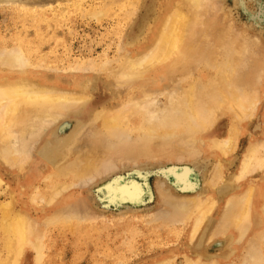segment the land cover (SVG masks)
Returning <instances> with one entry per match:
<instances>
[{"label": "bare ground", "instance_id": "1", "mask_svg": "<svg viewBox=\"0 0 264 264\" xmlns=\"http://www.w3.org/2000/svg\"><path fill=\"white\" fill-rule=\"evenodd\" d=\"M106 1L109 4L100 5L102 9H92L97 13L96 16L109 13L108 7L113 5L130 8L132 6L137 10L146 0ZM222 1L151 0L149 6L146 4L147 20L139 32L133 33L134 38L131 42L128 41L121 57H118L122 59L117 63L119 66L109 67V63L99 65L94 63L95 60L86 64L89 70H96L99 66L106 69L111 89L121 92L135 87L137 90L128 98L121 96L117 106H105L101 110L92 107V95L89 91L91 79L76 80L77 73H72L76 71V67H71L68 73L73 77L72 84H65L59 78L48 81L34 70V61L39 50L29 37L17 33L13 37L17 44L16 49L9 50L4 45L0 52V164L12 166L17 173L23 175L18 186L20 195L32 190L33 202L38 195H44L48 205H62L58 206L51 216L42 219L43 224H48L47 228H43L30 216L25 204L17 208L18 199L13 190L11 199L2 202L0 207V245L5 252L3 255L0 250V264H23L29 252L32 253V264H45V247L49 241L50 227L60 225L71 230L78 227V221L82 218V206L80 201H77L73 205L63 207L65 192L69 186L75 184L66 183L64 178L75 180L96 173L103 147L101 142L97 141V144L92 146L93 153H88L82 149L80 142L74 146L70 135L73 136L79 130L77 125L72 128L70 135L60 132L56 124L71 110L82 113L84 117L89 115L92 128L104 130L112 135L126 128L123 127L124 114L128 116L124 110L126 104L140 101L142 97H150L164 88H173L179 81L185 95H178L170 100L169 109L164 113L160 126H151L155 129L147 128L146 121L139 120L140 113L136 109L128 112L135 118V126L131 127V131L138 134L141 132L143 136L123 152L139 158L154 157L160 153L170 156L176 147L168 146L171 148L169 149L163 147L162 141L152 139L153 131L156 133L159 128H164L160 132L161 135L177 134V141L180 142L176 143L177 146L184 144L179 141L180 138L189 143V149L182 145L185 148L179 150V146L176 155L183 153L185 149L191 151L202 134L204 151L208 156L224 158L233 152L239 136L244 131V120L255 114V109L264 96L260 85L264 82V46H256L251 64L246 56L252 52H249L250 47L248 48L247 44L250 42L244 43L246 50L243 45L242 50L226 47L229 45L224 42H227L225 40L234 27L232 20L228 18L230 15L219 6ZM73 3L78 6L79 1ZM21 6L19 14L23 19L36 11L31 5ZM93 11H90L91 14ZM134 17V11L128 13L130 22L134 21ZM149 19L153 20L152 23L148 22ZM36 24L46 25L44 19ZM37 34L42 39L40 30ZM241 34L244 32L241 31ZM229 37L232 39L231 35ZM242 37L241 42H246ZM233 40L235 42L237 39L233 37ZM224 45L229 49L225 52L224 59L219 60L224 54ZM43 58L44 56L41 57L42 61ZM115 59L117 61V58ZM83 66L78 68H84ZM245 67H248L247 73L243 71ZM195 69L200 70V75L193 78ZM150 114L154 116V112ZM224 114L232 116V125L227 129L226 137L219 140L213 128L214 123ZM50 126L54 128L45 134ZM42 139L43 142L37 147ZM69 146L73 148L72 155L75 157L70 161L66 159L61 162ZM259 147H264V138H252L241 158L239 170L229 181L223 180L224 165L217 159L219 163L216 164V173L209 180V186L219 187L218 195L205 197L207 199H192L195 197L190 196L191 200L185 199L186 203H181H188V206L182 207L181 214L186 218V221L183 220L191 225V245H188L183 264H225L222 256L224 253L229 255L227 261L232 264L234 255L244 248L248 256H242L239 264H264V175L257 182L249 179V182H244L257 168L264 166V157L259 156ZM35 149L39 155L38 159L32 152ZM76 164L78 165L75 166ZM36 179L43 180L45 187H34ZM218 179L222 180L215 185ZM180 182L183 187L189 186L184 177H180ZM128 191L133 193L132 195L142 193L137 183ZM224 195H227L226 201L216 217L213 212L218 199ZM231 233L234 234L232 239L229 238ZM241 240L245 241V246L244 243L241 245ZM233 241L238 244H233ZM234 245H237L236 250L233 249ZM172 258H164L153 264H173Z\"/></svg>", "mask_w": 264, "mask_h": 264}, {"label": "rangeland", "instance_id": "2", "mask_svg": "<svg viewBox=\"0 0 264 264\" xmlns=\"http://www.w3.org/2000/svg\"><path fill=\"white\" fill-rule=\"evenodd\" d=\"M77 1H79V7L73 3ZM107 3L106 0H0V52L4 45L9 50L16 49L17 44L13 38L15 34L27 36L39 50L34 61L36 64H34L36 66L34 70L39 72L40 77L48 81L59 78L65 84H72L73 77L68 73L74 66L76 71L72 73H77L76 80L91 79L89 91L92 95L93 109L101 110L105 106H117L122 99L121 96L128 98L135 94L137 91L135 87L121 92H118V89L115 91L108 85L109 73L106 74V69L99 66L96 70H89L86 64L95 60L94 63L97 62L99 65L109 63V67L116 68L117 63L122 61L118 57H121L128 41L131 42L134 38L133 33L139 32L147 20L146 4L149 6L152 2L146 0L137 10L132 6L131 8L119 5L109 6V13L96 16L97 13L95 14L92 9H102L101 6ZM21 5H31L36 11L23 19L19 14ZM219 6L227 15H230L228 18L232 20L234 27L229 34L232 39L228 36L224 44L229 45L226 47L242 50L241 45L244 47L246 46L244 43L250 42L247 44L248 48L250 47L249 52H252L247 53L246 56L250 64L253 63L256 46H264V0H223ZM90 11H93L94 15ZM131 11L135 12L133 22H130L128 18V13ZM41 19L45 20L46 25L36 24ZM152 21V19L148 20L150 23ZM131 29H133L132 33ZM38 30L42 32V39L38 37ZM241 31L245 35L241 34ZM232 32H235L234 35ZM233 37L239 39L238 42L235 41L237 46L234 44ZM241 37L246 39V42L242 43ZM246 37L253 40L247 41ZM255 39L259 42H254ZM225 45L222 52L224 54H220L222 56L219 60L224 59L225 52L229 49ZM42 56H44L43 61ZM82 65L84 68H78ZM85 67L87 71L84 70ZM199 69L194 70L193 78L200 75ZM243 71L247 73L248 67L243 68ZM260 85L261 93H264V82ZM178 95H185L179 81L173 88H164L150 97L129 102L124 108L128 115L124 114L123 127L126 128L112 135L104 130L92 128L89 115L84 117L76 110L69 111L57 122L56 126L63 135H70L72 128L76 125L80 127L76 134L70 135L74 146L80 142L84 151L93 153V144L100 141L103 150L100 152L96 173L77 178L78 180L64 178L66 183L75 182V184L71 183L72 185L65 192L63 207L80 201L82 218L78 221L77 229H64L60 225L50 227L49 241L45 247V264H153L170 257H173V264L184 263L188 245H191L189 241L191 225L190 222H185L186 218H183L181 214L182 207L188 206V203L184 205L181 203L189 201L190 196L195 197L192 199H207L215 194L218 195L219 187L209 186V180L216 173V166L219 163L217 159L224 165L223 180L229 181L239 170L241 158L246 153L252 138L256 140L260 137L264 138V96L259 101L255 114L248 120H244L242 125L244 131L239 136L233 152L227 157L208 156L202 142L204 134L199 136L198 142L193 145L194 148L191 151L183 149V153L176 155L179 146L181 147L179 150L184 146L189 149V143L180 138L179 141L184 142L182 143L184 146H177L180 143L177 141L179 136L173 133L161 135L160 132L164 128L156 130L157 134L153 131L152 139L162 141L163 147H176L177 149L175 148L170 156L160 153L155 154L154 157L139 158V156L123 152L143 136L141 132L139 135L138 132L131 131V127L135 126V118L128 112L136 109L140 113L139 120L146 121L147 128L155 129L152 127L160 126L164 113L169 109L170 100ZM152 112L154 116H151ZM214 125L213 131L216 132L219 140H223L227 129L232 125V116L224 114ZM128 126L130 128H127ZM53 128L50 126L45 134L50 133ZM172 141L177 144L175 145ZM42 142L43 139L38 142L37 147ZM32 152L38 159L37 149ZM72 153L73 148L69 146L61 162H65L66 159L70 161L75 157ZM259 156L264 157V147H259ZM31 166H34L33 162ZM262 175H264V166L257 168L244 182L251 180L257 182ZM180 177H184L189 186L183 187ZM22 179L23 175L17 173L15 168L0 164V207L2 202L5 203L11 199V193L14 190L18 199L17 208L25 204L36 223L47 228L48 224L44 222V225L42 219L45 220L46 216H51L62 203L50 206L44 195H38L33 202L31 195L34 191L32 190L20 195L18 186ZM220 180L218 179L215 185L219 184ZM34 181L36 188L42 189L46 185L43 180ZM136 183L140 185L142 193H136V195L128 193L130 192L128 189ZM185 188L188 192L184 190ZM201 193L203 195H200ZM226 198L227 195H224L218 199L213 212L214 216L217 217L220 214ZM233 236L234 234L231 233L229 238L232 239ZM1 237L0 230V239ZM240 242L241 245L243 243L244 246L246 245L245 241ZM233 244L238 243L233 241ZM236 248L237 245H234L233 249L236 250ZM245 249H241L234 255L232 264H239L248 256ZM0 250L5 255L1 245ZM222 256H224L223 262L229 264L227 261L229 255L224 253ZM23 264H32L31 252L27 253Z\"/></svg>", "mask_w": 264, "mask_h": 264}]
</instances>
